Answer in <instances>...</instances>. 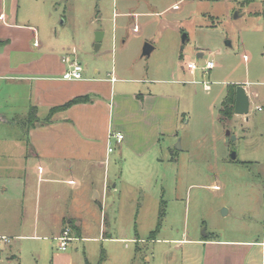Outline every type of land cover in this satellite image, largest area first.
I'll return each mask as SVG.
<instances>
[{
  "label": "rangeland",
  "instance_id": "1",
  "mask_svg": "<svg viewBox=\"0 0 264 264\" xmlns=\"http://www.w3.org/2000/svg\"><path fill=\"white\" fill-rule=\"evenodd\" d=\"M15 9L19 24L35 27L41 44L50 45L58 57L75 55L84 72L97 69L105 75L119 69L128 78L149 77L117 85L178 98L174 138L140 158L122 156L112 139L106 196L96 202L93 190H84L89 199L80 206L82 237L89 238L67 246L74 264H98L101 256V264H148L146 256L149 264H180L175 244L162 238L183 231L220 239L257 235L264 213V111L255 109L264 104V0H17ZM146 42L154 48L142 55ZM198 51L203 52L199 58ZM207 59L215 63L207 72L198 68L192 75L182 69L189 60L201 66ZM231 84L249 92L248 112L220 121V101ZM3 107L0 115L7 121L0 120V138L25 134L21 120L28 103ZM46 113L40 110L38 116ZM107 233L142 240L117 242ZM36 235L18 241L7 256L18 259L5 264H50L55 242L46 229Z\"/></svg>",
  "mask_w": 264,
  "mask_h": 264
},
{
  "label": "crops",
  "instance_id": "2",
  "mask_svg": "<svg viewBox=\"0 0 264 264\" xmlns=\"http://www.w3.org/2000/svg\"><path fill=\"white\" fill-rule=\"evenodd\" d=\"M16 2L0 0V112L9 104L28 103L36 107L37 116L40 110L47 113L38 116L27 135L0 138V237L8 238L0 239V264L18 259L15 254L7 257L14 252L16 243L38 237L36 232L45 229L49 232L47 238L55 242L51 244L50 264H74L71 252L58 248L57 237L68 227L75 237L71 242L89 238L82 237L80 206L89 199L84 190L92 189L96 202L107 194L106 171L111 157L108 148L113 139L110 132L123 135L121 142L113 139L122 156L130 153L140 158L158 143L175 137L178 98L167 91H141L139 86L117 85L149 80L128 78L119 69L105 75L97 69L91 74L83 71L80 80L63 79L65 66L61 57L50 45L41 44L35 27L18 23ZM176 7L177 4L172 5ZM133 29H137V24ZM202 55V51L196 53L197 58ZM185 64L182 69L193 75L194 71ZM245 91L249 98L246 88ZM77 96L88 100L58 110L50 120H44L51 107ZM0 120L7 121L2 115ZM28 230L31 233L25 234ZM99 230L103 238L104 225L100 224ZM107 237L117 242L142 240L138 235L124 238L107 233ZM162 241L175 244L180 264H264V213L257 235L220 239L208 234L193 237L183 231ZM150 258L145 257L146 263Z\"/></svg>",
  "mask_w": 264,
  "mask_h": 264
},
{
  "label": "built area",
  "instance_id": "3",
  "mask_svg": "<svg viewBox=\"0 0 264 264\" xmlns=\"http://www.w3.org/2000/svg\"><path fill=\"white\" fill-rule=\"evenodd\" d=\"M61 62L64 64L65 69L61 75V77L65 80H80L83 78V66L81 65L80 61L76 58V56L68 53L61 57ZM215 66V63L211 59L205 60L204 64L198 66L194 61H189L185 64V67L190 71H195L196 69L200 68L203 72H207L208 70L212 69ZM210 86L204 82V89L209 90ZM255 109L258 111H264V104L256 105ZM110 138L115 139L116 142H121L123 139V135L120 132H110ZM108 151H111V147L108 148ZM70 228L66 227L62 233L57 237L58 248L60 250H66L69 243L75 239L70 234ZM5 241H8L6 237H0ZM264 244V242H263Z\"/></svg>",
  "mask_w": 264,
  "mask_h": 264
},
{
  "label": "trees",
  "instance_id": "4",
  "mask_svg": "<svg viewBox=\"0 0 264 264\" xmlns=\"http://www.w3.org/2000/svg\"><path fill=\"white\" fill-rule=\"evenodd\" d=\"M235 87H236L235 84H231V85L227 86L226 93H225L223 99L221 100L220 107L218 109L220 121L230 119L233 115V104H234V99H235ZM86 100H88V98L86 96H77V97H74V98L68 100L67 102H65L62 105L53 106L49 109V112H48V114L44 120L45 121L50 120L53 113L58 111V110L65 109L74 103H78V102H82V101H86ZM38 120H39V118L37 116L36 107L33 105H30L26 117L21 120L22 126L25 127V130H26L25 135H27V130L31 126H33ZM163 216H164V208H163V204H162L160 212H159V218H158L159 222ZM159 222L157 223V227L160 224ZM102 259H103V256L100 257L98 264H101Z\"/></svg>",
  "mask_w": 264,
  "mask_h": 264
},
{
  "label": "water",
  "instance_id": "5",
  "mask_svg": "<svg viewBox=\"0 0 264 264\" xmlns=\"http://www.w3.org/2000/svg\"><path fill=\"white\" fill-rule=\"evenodd\" d=\"M101 34H102L101 32L96 33V37H95V48L96 49L99 47V41L101 38ZM227 43L229 44V42ZM152 49H153L152 44L148 42L144 43L143 48H142V55H149ZM248 107H249V98L245 91V88L243 85L238 84L235 87V99H234V104H233V113L238 114V115H244L248 112ZM229 135H230V132L226 131V140H228ZM232 138H235V137L233 136ZM229 158L231 160L236 159V151L234 148L230 150Z\"/></svg>",
  "mask_w": 264,
  "mask_h": 264
}]
</instances>
